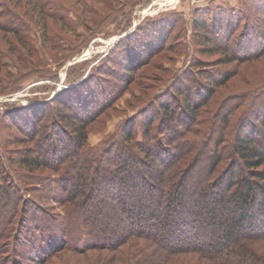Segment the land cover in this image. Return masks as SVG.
Instances as JSON below:
<instances>
[{
    "label": "rangeland",
    "instance_id": "obj_1",
    "mask_svg": "<svg viewBox=\"0 0 264 264\" xmlns=\"http://www.w3.org/2000/svg\"><path fill=\"white\" fill-rule=\"evenodd\" d=\"M44 1L53 16L38 10L32 16L34 0H0V23L19 29L18 35L0 32V259L22 257L37 230L49 227L53 237L62 235L70 246L71 253L62 252L64 256L93 264L100 253L86 257L73 253L91 237L84 227L110 223L103 217L107 210L99 212L100 204L123 207L110 227H132L131 220L144 227L165 223L163 215L148 223L132 216L128 191L116 186L113 173L99 170L105 150L116 154L123 149L115 147L118 143L127 145L132 153L125 159L135 162L131 168L142 171L154 185L148 194L158 196L159 187L169 188V177L158 184L160 169L172 173L192 168L184 178L191 191L194 182L205 186L232 164L238 134L248 139L254 130L261 133L263 124L246 109L251 105L264 119V55L251 63L223 61L232 55L235 37L241 45L247 41L242 33L246 22L264 31V12L256 11L260 0ZM218 18H231L236 25L229 31L228 55L223 40L199 43L205 31L199 29L200 23L207 29L215 20L220 28ZM217 31L220 39L226 33L225 28ZM62 96L68 109L58 104ZM182 99L199 107L198 116L187 113L178 103ZM157 104L167 106L171 115ZM73 108L79 115L89 113L82 121L84 145L69 137L74 123H82L61 121ZM152 119L151 139L146 140L142 122ZM120 131L134 132L133 139L122 141ZM182 132L183 139L178 138ZM180 139L184 143L176 149ZM139 141L143 144L136 146ZM157 141L170 146L168 154H147ZM260 143L258 148L264 149V139ZM181 149L186 150L182 159H189L186 167H182L186 161L175 158ZM28 158H36L38 166ZM257 171L263 173L264 167ZM77 181L88 198H78L79 205L74 206L67 197L73 195L70 188ZM228 203L208 200L219 224L231 217ZM152 210L151 206L141 213Z\"/></svg>",
    "mask_w": 264,
    "mask_h": 264
},
{
    "label": "trees",
    "instance_id": "obj_2",
    "mask_svg": "<svg viewBox=\"0 0 264 264\" xmlns=\"http://www.w3.org/2000/svg\"><path fill=\"white\" fill-rule=\"evenodd\" d=\"M43 1L34 0L35 4L30 13L32 16L36 13V10L40 13L46 12L45 14L48 16H53L45 10L46 6L43 4L47 2ZM257 5L260 8L256 11L264 12V0H260ZM229 19L228 21H222L218 18L220 28L215 27L217 21L213 22L215 21L213 19L207 29L203 22L200 23L199 29L203 28L205 34H200L199 43L215 44L218 40H223L222 48L224 54H227L230 49L229 42L232 39V33H229V31L236 26L234 20L229 21ZM235 19L237 20V18ZM43 27H46L45 23ZM224 28L226 33L224 32L225 35L220 39L216 36L219 32L217 29L223 30ZM242 31L243 34H246L247 41L241 45L239 44L240 39L237 40V37H235V45L231 47L230 51L232 55L227 57L223 61L224 63L231 61L251 63L260 60L264 55V31L251 21L244 24ZM0 32L18 35L19 29L16 25L3 26L0 23ZM185 100H178V103L183 104L189 115L198 116L199 107H195V104L191 106ZM67 103L63 96L58 101V104L68 109ZM157 105L162 107L165 115H171L167 106ZM93 107L95 106L93 105L91 108ZM250 107L251 105L246 109L247 115L254 114V120L261 121L264 127V119L259 118L257 116L259 112H254ZM86 111H88V108ZM70 112V116H62L64 113H61V121H80L82 123L85 116L89 115V113H84L85 111L84 114L79 115V112L74 108ZM153 120L142 122V133L146 140L151 139L149 132L152 129ZM85 128L83 123L80 125L74 123V126H72L74 133L69 136L70 139L76 144L84 145L83 132H85ZM120 132L123 133L122 141L128 143L133 139L134 132H132V135H130L131 131L128 133L126 131ZM253 132V138H243L240 134L236 136L238 140L236 141V147H234L232 164L225 167L224 172L222 171L219 176L216 175L215 179L208 181L205 186L196 185V182H194L190 186L192 190L187 189L184 178L192 168L188 170L176 168L172 173H165L163 169H160L158 184H162L161 181H166V178L169 177V188L166 190L159 187L160 190L158 189V191L161 194H158V196L148 194L153 191L154 185L149 183L148 176L144 175L142 171L131 168L135 162L132 164L131 161L125 159V156L132 153L131 149L126 147L127 145L123 146L122 142L118 143L115 147L123 149L122 152L116 154L112 152V149L105 150L104 157L98 160L100 163L99 170L104 167L110 174L113 173L114 179H117L118 183H116V186L118 185V188L128 191V197L131 199L128 211H131L132 216L135 215L138 219H144L148 223L151 220H158L163 215L165 223H163V226L144 227L146 224H139V222L131 220L132 227H110V223L115 226L113 220L118 217L117 214L120 209L122 211L123 207L119 209L118 207H111L110 204L107 206L100 204L98 207L101 211L99 212H102L103 215V212L106 213L107 210V215H103V217L108 218L110 223L100 222L102 227H84L89 230L88 235L91 237L84 240L85 247L81 251L73 254L86 257L92 252L100 253L101 256L97 257V262L93 264H264V172L257 171L259 167H264V149L258 148V146H261L260 139H264V128L261 133L259 129ZM80 133L83 135L81 136ZM177 136L183 139L184 133L182 132ZM182 139L178 141L180 143L175 144L176 149L179 146V149L181 148L182 143H184ZM142 144L139 141L136 146ZM185 145H188L187 141ZM169 147L168 144L165 145L157 141L153 147L151 146V152L147 154H150L149 156L154 154L159 157L168 154L167 149ZM185 152V149L178 150L175 155L176 161H180L182 156H185ZM171 155L172 153L169 159H173L174 155ZM28 159L33 161L35 166H38L36 158ZM133 160L141 161L136 157ZM182 160L186 161L185 158ZM188 161L189 159L182 167H186L185 164H188ZM219 161L220 159H216V162ZM104 162L106 163L104 164ZM161 164L166 166V163ZM216 166L217 164L214 166V172H216ZM223 176L225 177L223 178ZM139 185H142V187L140 188ZM70 189L73 195L67 197L69 198L67 202L74 206L79 205L78 198L79 200L80 198L84 200L88 198L85 191L79 188L78 181L77 184H72ZM115 199H118V197ZM183 200H186V202L183 203ZM208 200H213V203H220L223 200L233 203V206L228 203L229 207H227L228 204L225 207L231 215L230 219L219 224V221H217L218 214L215 209L208 207ZM121 203H124V201L121 200ZM151 206L153 212L150 211L147 215L141 213L142 209L146 210ZM138 210L140 213L136 215L135 211ZM201 214H203V217H201L203 219L200 218ZM176 216H178L177 219ZM117 219L121 222L123 218ZM127 219L129 218L127 217ZM175 221L178 222L175 224ZM213 230H217V232ZM37 232L38 235H34L28 242L26 253H23L22 257L12 256L15 259L14 261L9 258L0 259V264H80L78 261H70L68 257L64 256L65 252L71 253L70 246L68 247L64 241L65 237H62V235L53 237L52 233L54 231L49 227H41ZM99 237L106 239L102 243L93 241ZM75 243L77 244L78 241ZM51 259L54 261H50ZM192 259L195 260V263Z\"/></svg>",
    "mask_w": 264,
    "mask_h": 264
}]
</instances>
